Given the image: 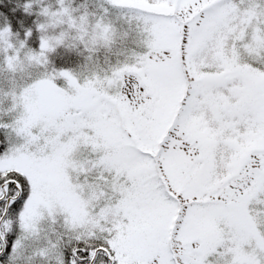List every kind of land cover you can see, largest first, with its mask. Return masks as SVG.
I'll use <instances>...</instances> for the list:
<instances>
[{"label":"snow or ice","instance_id":"1","mask_svg":"<svg viewBox=\"0 0 264 264\" xmlns=\"http://www.w3.org/2000/svg\"><path fill=\"white\" fill-rule=\"evenodd\" d=\"M0 18V264H264V0Z\"/></svg>","mask_w":264,"mask_h":264},{"label":"trees","instance_id":"2","mask_svg":"<svg viewBox=\"0 0 264 264\" xmlns=\"http://www.w3.org/2000/svg\"><path fill=\"white\" fill-rule=\"evenodd\" d=\"M9 3L12 2V0H8ZM22 2V0H21ZM44 3L48 4H54L55 0H44ZM100 0H73V5L75 7H80L82 5H86L89 7V9L95 11L99 7ZM35 20V17H28L24 19L23 22V27L17 25L16 20H12V31L19 32L20 33V38L23 39V31L25 28H31L32 29V36L31 38L27 41V47L31 48L33 51H38L39 50V38H40V33L36 30L35 24L33 21ZM4 20L0 18V26H3ZM71 54L76 56L75 59L77 60H82L83 59V53H81L77 49H72L70 50ZM55 54H50L49 55V60L51 62V65L56 68L63 67L64 65L61 64L57 59L54 58ZM33 71L32 69L24 68L22 71H18L15 76H12L10 73L7 72H0V84L3 85L5 89H8L10 87L9 85V80L15 79L19 81L21 77H25L28 72ZM45 228H47V225H45Z\"/></svg>","mask_w":264,"mask_h":264}]
</instances>
